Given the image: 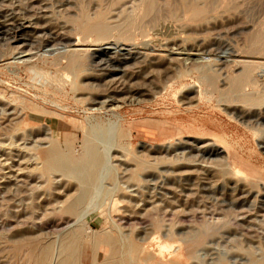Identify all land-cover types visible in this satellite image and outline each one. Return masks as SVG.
I'll return each instance as SVG.
<instances>
[{"label": "rangeland", "instance_id": "374dc122", "mask_svg": "<svg viewBox=\"0 0 264 264\" xmlns=\"http://www.w3.org/2000/svg\"><path fill=\"white\" fill-rule=\"evenodd\" d=\"M183 2L155 0L156 13L122 41L115 30L146 1L0 0V32H7L0 34V264H23L12 248L39 238L54 250L46 264H56L66 222L81 225L88 217L97 237L119 236L151 255L162 238L171 245L163 262L252 264L263 257L264 99L242 98L264 95V54L245 50L247 37L264 25V0H185L204 9L195 21L183 19ZM81 6L92 18L107 7V39L81 35L74 26ZM13 24L19 28L11 30ZM71 51L85 59L80 72L66 67ZM203 52L210 62L198 59ZM240 62L255 66L257 81L252 76L236 95L227 87L247 64ZM203 73L213 75L211 87ZM43 124L61 150L77 158L88 139L107 163L77 220L60 210L76 194L75 180L38 176L34 154L47 146ZM196 234L203 244L192 260L186 245ZM108 247L99 244L100 261ZM80 250L81 263L90 264L88 240Z\"/></svg>", "mask_w": 264, "mask_h": 264}, {"label": "bare ground", "instance_id": "6f19581e", "mask_svg": "<svg viewBox=\"0 0 264 264\" xmlns=\"http://www.w3.org/2000/svg\"><path fill=\"white\" fill-rule=\"evenodd\" d=\"M146 1V3H144L142 7V9H138L139 11H135V15L133 17H127L128 19L124 20V22L122 24H120L117 29L115 31H117L118 37L120 40L122 41H130L133 34L139 30L140 28V24H142V20L149 15L150 13H152L155 10V0H144ZM185 2V0H184ZM183 2V3H184ZM187 2V1H186ZM100 5V4H99ZM181 9L183 11L182 16L183 19L187 20V21H195L198 20L199 18H201L204 9L199 7L197 4L194 3H184L181 4ZM100 7V6H99ZM102 7V6H101ZM80 15L77 18V20H75L74 22V26L78 29V31L81 33V35L86 38L89 37L90 35L94 34V36H98L100 38H105L107 39V37H109L112 33V28H110L106 23H105V16H106V8H101L99 9V11L96 13V15L92 18L90 16L87 15V12L85 11L84 8H82V6L80 7ZM155 12V11H154ZM156 13V12H155ZM173 13V12H172ZM92 14V13H91ZM156 15V14H155ZM181 16V18H182ZM157 19V18H156ZM71 22V20H70ZM263 22V21H261ZM260 22L258 23L259 26ZM21 26V25H20ZM257 26V27H258ZM256 27V28H257ZM19 25L17 24H13L11 26V30L13 29H18ZM255 28L254 33H252L253 35L250 37H247L248 39L246 40L245 43V50L247 55H252V54H264V25L261 24L257 29ZM8 30V28H6ZM10 30V29H9ZM8 30V31H9ZM253 31V30H252ZM256 31V32H255ZM16 32V31H15ZM13 32L14 38L16 37V33ZM7 33V32H6ZM4 29H1L0 34L4 35L6 34ZM15 33V34H14ZM93 36V37H94ZM135 36V34H134ZM117 37V38H118ZM13 38V37H12ZM13 38V39H14ZM97 39V37H96ZM100 40V39H99ZM136 42V41H135ZM185 42V41H184ZM182 43V42H181ZM75 46V45H74ZM107 47V46H106ZM104 48V51L106 49L109 48ZM244 47V46H243ZM113 49V48H112ZM116 49V48H115ZM113 49V50H115ZM242 51V50H241ZM244 51V50H243ZM103 52V54H104ZM245 52V51H244ZM242 53V52H241ZM245 53V54H246ZM70 54V55H69ZM67 56V60H66V67L69 68L67 70L73 72L77 71L80 72L82 71L83 66L85 65V59L81 54L76 53V51H71V53H69ZM198 55V59H201L202 61H209V59L211 58V55L209 53H207L206 55H203L202 53H197ZM202 56V58H201ZM260 56V55H259ZM98 57V56H97ZM214 57V56H213ZM233 57V56H232ZM231 57V58H232ZM99 58V57H98ZM238 59V58H237ZM207 62H202V65L200 66V69H203L202 66H204ZM236 63V62H235ZM241 64L244 63L246 65H243V69H241L240 74H236V76L232 77L229 80V87L231 90H233L234 92L237 93L239 92L240 88H242L243 85H246L249 83L250 86V82H252L253 80V74H254V68L255 66H253L252 64H248L251 62H240ZM238 64V63H237ZM259 65V64H258ZM65 67V70H66ZM206 67V66H205ZM204 67V68H205ZM199 69V71H201ZM205 70H207V67L205 68ZM43 71V70H42ZM64 71V70H62ZM203 71V70H202ZM47 73V72H46ZM61 73V72H60ZM65 73V72H64ZM67 73V72H66ZM75 73V72H74ZM202 73V72H201ZM199 73V75L201 74ZM206 73V72H205ZM42 74H44L45 76V72H43ZM49 74V73H48ZM48 74H46L47 76H49ZM55 74V73H54ZM53 74V75H54ZM59 74V73H58ZM73 74V73H72ZM61 75V74H60ZM63 75V74H62ZM68 75V74H66ZM65 76V79H69L67 76ZM74 75V74H73ZM43 76V75H42ZM57 76V75H56ZM54 76V77H56ZM63 76V77H64ZM253 76V77H252ZM51 77V76H49ZM200 77H202V79L204 80V83L206 82V86H210L212 85V79H213V75L211 76V74L207 75L206 74H202ZM61 78V77H60ZM255 78V77H254ZM48 79V77H47ZM45 79V80H47ZM50 79V78H49ZM48 79V80H49ZM52 79V78H51ZM54 79V83L57 81H60V79ZM57 81H56V80ZM66 79V81H68ZM47 80V81H48ZM62 80V78H61ZM256 80V78L254 79ZM50 81V80H49ZM53 81V80H52ZM64 81V80H62ZM72 81V80H71ZM257 81V80H256ZM259 82V81H258ZM51 83V82H49ZM48 83V84H49ZM53 83V82H52ZM59 83V82H58ZM63 83V82H62ZM69 83V82H68ZM56 84V83H55ZM61 84V83H60ZM74 84V83H72ZM253 84V83H252ZM256 84V83H254ZM50 85V84H49ZM57 85V84H56ZM71 85V83H70ZM258 85V84H257ZM53 86V85H52ZM61 87V85H59ZM58 86V87H59ZM214 86V85H213ZM63 87V86H62ZM74 87L71 85V88ZM55 88V85H54ZM56 89V88H55ZM75 89V87H74ZM73 88L72 90L75 91ZM209 89V88H208ZM58 90V88H57ZM214 90V89H213ZM242 90V89H241ZM216 91V90H215ZM228 89H227V94H228ZM231 92V91H230ZM229 92V93H230ZM158 93V92H157ZM241 93V92H240ZM232 94V93H230ZM229 94V95H230ZM234 94V93H233ZM239 94V93H238ZM241 95V94H240ZM243 95V94H242ZM258 98H262L264 99V95H261L255 99H250L249 97L243 96V100L246 102H253ZM16 99V98H15ZM230 99H232L230 97ZM1 100V99H0ZM241 100V98L239 99ZM7 101V100H6ZM22 101V100H21ZM259 101V100H258ZM260 102V101H259ZM8 103V102H7ZM12 106H14V104H10ZM16 105V104H15ZM39 108V107H38ZM13 110V109H12ZM40 111V110H39ZM18 113V112H17ZM13 114V112H12ZM16 115V112H15ZM23 115V114H22ZM11 116V115H10ZM13 118V117H12ZM18 119V118H17ZM16 119V120H17ZM7 120V119H6ZM5 120V121H6ZM10 121V120H9ZM13 121V120H12ZM11 122V121H10ZM243 122V121H242ZM9 123V122H8ZM7 123V124H8ZM2 124V123H1ZM0 124V125H1ZM21 126V125H20ZM25 126V125H24ZM44 126V130L47 132L45 139V142H43V144L45 143L46 146L44 149L42 150H38L35 154H34V158L39 162H37V169L39 171V178L41 177H49L51 174L53 175V173L58 174L60 177L63 178H67V179H73V181L75 180V184L77 183L78 186H74L77 187L78 189L75 191L76 194L72 195L73 197L70 198L68 196L67 200L70 198V201L63 206L64 204H62V210L61 214H66L70 217H75V219L77 220L78 218V214L80 213L81 210L85 209V207H88L86 204V200L90 197L89 192H91L90 190L93 189L94 186H96V184L93 186L94 183H96L98 180H96V175L101 167V164H103L102 162V156L100 157V153L97 152L96 150V146L91 144L90 141L88 139H86V147L83 148L82 153L79 157H74L72 152L69 151H63L60 149V145L58 143V140L56 138H53V131L52 129L46 125L43 124ZM98 126V125H97ZM5 127V126H4ZM38 127V126H37ZM102 127V126H101ZM14 128V127H13ZM18 129V127H16ZM15 128V129H16ZM32 128V127H31ZM35 128V127H33ZM117 128V127H116ZM28 129V128H27ZM91 130H93L92 128H89ZM1 130V129H0ZM20 130V129H19ZM97 130V128L95 129ZM94 130V133L92 132V137L93 135L97 134L95 133L96 131ZM99 130V129H98ZM112 130H116L115 127ZM14 133V129L12 130ZM34 131V130H33ZM38 131V130H37ZM89 131V130H88ZM11 132V131H10ZM31 132V131H30ZM107 132V131H106ZM103 133V132H102ZM119 134V129H117L116 131L112 132L111 134ZM31 134V133H30ZM91 134V133H90ZM110 134V133H109ZM1 135V134H0ZM90 136V135H89ZM102 136V135H100ZM110 136V135H109ZM115 136V135H114ZM88 137V136H87ZM97 137V136H96ZM111 137V136H110ZM89 138V137H88ZM111 139V138H110ZM117 139V138H116ZM120 139V138H119ZM118 139V140H119ZM92 140V139H91ZM94 140V139H93ZM41 141V140H40ZM88 141V142H87ZM97 141V140H96ZM93 142V141H92ZM110 142V141H109ZM42 143V142H40ZM68 143V142H67ZM94 143V142H93ZM67 145V144H66ZM65 145V147H67ZM41 146V145H40ZM43 146V145H42ZM214 146V145H212ZM38 147V145L36 146ZM71 147V145L69 146ZM216 147V146H215ZM214 147V148H215ZM69 150V149H68ZM99 150V149H98ZM216 150H219V147L216 148ZM101 152V150H100ZM218 152V151H217ZM74 153V152H73ZM219 153V152H218ZM106 154V153H105ZM108 157V156H107ZM102 162V163H101ZM107 164V163H105ZM105 164H103L102 166H104ZM36 168V167H35ZM109 167H107L108 170ZM104 170V169H103ZM102 170V171H103ZM106 170V167H105ZM223 171V170H222ZM229 171V170H228ZM234 172V174H238V172H240L239 170L235 169L232 170ZM110 172V171H109ZM107 171V173H109ZM227 173V171H223L222 173ZM231 172V171H230ZM102 174V173H101ZM115 174V173H114ZM240 174V173H239ZM242 174V173H241ZM108 175V174H107ZM106 176V174H105ZM116 176V174H115ZM222 176H226V175H222ZM228 176H232V174H228ZM242 176V175H241ZM51 177V176H50ZM107 177V176H106ZM52 178V177H51ZM54 178V177H53ZM232 178V177H231ZM244 178V177H243ZM101 179H103L101 177ZM115 179V178H114ZM44 180V179H43ZM66 180V179H65ZM234 180V178H233ZM55 181V180H52ZM60 181V180H59ZM58 181V182H59ZM73 181H71L70 183H72ZM96 181V182H95ZM102 181V180H101ZM100 181V182H101ZM238 181V180H237ZM49 180L47 179V181H45L46 184H48ZM61 182V181H60ZM241 182V181H240ZM252 183V182H251ZM52 184V183H50ZM100 184V183H99ZM261 184V183H260ZM64 186H66V182L65 184H63ZM68 185V183H67ZM74 185V184H72ZM114 185V184H112ZM256 187V184H253ZM93 186V187H91ZM98 186V185H97ZM248 186V185H247ZM263 186V185H261ZM49 187V186H48ZM67 187V186H66ZM91 187V189H90ZM259 187V185H258ZM264 187V186H263ZM54 188V187H52ZM63 188V186H62ZM73 188V187H72ZM73 188V189H74ZM249 188V187H247ZM114 189V188H113ZM250 189V188H249ZM260 189V188H259ZM48 190V189H47ZM56 190V189H55ZM54 190V191H55ZM59 190V189H58ZM62 190V189H61ZM98 190V188L96 189V191ZM45 192V191H44ZM53 192V190H52ZM95 192V191H94ZM93 192V193H94ZM101 192V191H100ZM71 193V192H70ZM46 194V193H45ZM105 194V193H104ZM47 195V194H46ZM49 195V194H48ZM47 195V196H48ZM51 195V194H50ZM101 195V194H99ZM105 196V195H104ZM88 197V198H87ZM92 197V195H91ZM56 198V197H55ZM99 198V197H98ZM38 199V198H37ZM90 199V198H89ZM89 199H88V203H89ZM104 199V198H103ZM107 199V198H106ZM52 200V199H51ZM98 200V199H97ZM56 202V201H55ZM98 202V201H96ZM50 203V202H49ZM101 203V202H100ZM104 203V202H103ZM106 204V203H105ZM58 205V204H57ZM100 205V204H99ZM59 208H61V205H58ZM57 206V208H58ZM55 208V206H53ZM107 207V205H106ZM53 208V210H54ZM58 208V209H59ZM96 209V208H95ZM52 210V209H49ZM52 210V211H53ZM55 210H57L55 208ZM54 210V211H55ZM47 211V210H46ZM58 211V210H57ZM86 212V210H83ZM92 211V210H91ZM107 213V212H106ZM49 214V213H48ZM48 214L46 216H48ZM84 214V213H83ZM108 216V215H107ZM154 217V216H153ZM68 218V217H67ZM89 218V217H88ZM88 218H86V220H82L81 225H79L78 222H75V220L73 221H69L66 222L70 227V230L65 233L63 235V237H61L60 242L58 241L59 244V251H57L56 253L58 254V262L56 264H82L80 261L81 258V253H80V247L82 242H84L85 240H88L90 247L92 249V256L90 258V264H173L170 262H163L160 259V256L163 252L165 251H170L171 249V245L166 242L163 241L161 239H158V242H156V247L155 250L153 251V254L151 255L147 250L146 247H143L142 245L137 244L136 242L133 241H129L125 239V241H120V237L118 236V238H114V236H106L104 238H101L100 236L97 237L96 235H94V233H92V230L90 229L89 223H88ZM72 220V219H71ZM81 220V217H80ZM79 221V220H78ZM74 224H73V223ZM72 223V224H71ZM77 223V224H76ZM71 224V225H70ZM65 227V225H64ZM85 227V229H84ZM157 228V227H156ZM65 229V228H64ZM69 229V228H68ZM151 229V228H150ZM91 234L93 237L88 238L86 235ZM155 230V227H154ZM158 230V229H157ZM185 230V229H184ZM202 230V229H201ZM120 230H118L119 232ZM168 231V230H167ZM209 231V229L207 230ZM161 232V231H160ZM201 232V231H200ZM205 232V231H204ZM58 233V232H57ZM104 233V232H103ZM162 233V232H161ZM202 233V232H201ZM206 233V232H205ZM211 234V232H209ZM48 234V233H47ZM63 234V233H62ZM203 234V233H202ZM46 235V234H45ZM57 235V234H56ZM60 235V234H59ZM104 235V234H103ZM105 235H107V233H105ZM120 235V234H119ZM154 236H156V234H153ZM151 235V236H153ZM164 235V234H163ZM170 235V234H169ZM62 236V235H61ZM142 236V235H141ZM196 236V237H195ZM59 237V236H56ZM127 237V236H126ZM148 237V236H147ZM150 237V236H149ZM157 237H158V231H157ZM39 238V237H38ZM122 238V237H121ZM169 238V236H168ZM206 238V237H205ZM35 240V237L33 238ZM32 239V240H33ZM40 239V238H39ZM39 239H36L38 241H33V242H29V243H24L22 245H14L16 247L12 248L13 252L15 255L20 256V258L23 259V264H46L47 261L51 262V257H52V253L54 250L52 248V251L50 249L49 246H52L51 244L49 245L48 243L44 242V241H39ZM45 238H43L44 240ZM154 239V238H152ZM170 239V238H169ZM189 239V238H188ZM31 240V241H32ZM144 240V239H142ZM149 240V239H148ZM157 240V238L155 239ZM183 240V238H182ZM187 240V239H186ZM202 240L203 237L202 235H194V238L189 239L187 241V245H186V252H187V256H189L192 259V256L196 253L195 250L202 246ZM49 241V240H48ZM140 241V240H139ZM185 242V241H184ZM51 243V242H50ZM107 244V246H109L108 248H110V252L108 254V256L104 257L101 261L99 260V254H98V247L99 244ZM206 243V242H204ZM20 244V243H19ZM57 244V245H58ZM88 245V244H87ZM89 246V245H88ZM13 247V246H12ZM58 247V246H57ZM6 248V247H5ZM9 248V247H8ZM179 249V248H178ZM204 249V247L202 248ZM200 248V250H202ZM9 250V249H8ZM185 250V249H184ZM198 251V250H197ZM56 255V254H55ZM186 256V257H187ZM188 257V258H189ZM195 257V255H194ZM18 258V257H17ZM16 258V260H17ZM198 259H200L199 257H197ZM260 259V258H259ZM15 260V259H14ZM13 263H19L18 262H14ZM193 260V259H192ZM199 261V260H198ZM219 261V260H218ZM253 261V260H252ZM21 262V261H20ZM226 262V261H225ZM198 263V262H197ZM200 263V262H199ZM252 264H264V255L260 260H254L253 262H251ZM20 264V263H19ZM223 264V263H220ZM227 264V263H225Z\"/></svg>", "mask_w": 264, "mask_h": 264}]
</instances>
